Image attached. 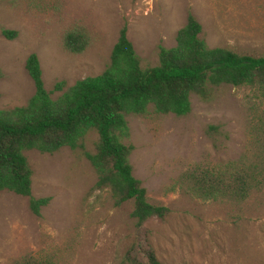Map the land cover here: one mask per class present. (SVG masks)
<instances>
[{"label":"rangeland","instance_id":"obj_1","mask_svg":"<svg viewBox=\"0 0 264 264\" xmlns=\"http://www.w3.org/2000/svg\"><path fill=\"white\" fill-rule=\"evenodd\" d=\"M190 15L208 49L264 56V0H0V110L22 107L33 94L24 71L35 55L43 89L51 100L84 78L99 75L123 26L139 67L157 65L158 49L174 46ZM81 28L89 38L80 55L67 53L63 35ZM63 83L60 92L53 86ZM207 100L189 97L186 116L128 115L132 177L147 202L168 210L142 225L160 264H264V190L242 202L195 196L187 175L236 161L264 135V98L247 86L208 89ZM96 134L88 131L75 149L53 154L24 152L31 197L49 198L38 218L27 200L0 193V264L24 257L49 264H134L131 202L114 207L106 191L93 189ZM130 257V255H129Z\"/></svg>","mask_w":264,"mask_h":264},{"label":"trees","instance_id":"obj_2","mask_svg":"<svg viewBox=\"0 0 264 264\" xmlns=\"http://www.w3.org/2000/svg\"><path fill=\"white\" fill-rule=\"evenodd\" d=\"M200 26L190 15L176 31L174 46L158 49L157 65L140 68L123 26L109 53L108 64L97 76L75 82L51 100L43 89L35 55L24 62L33 94L22 107L0 110V193L8 192L27 200L29 213L38 218L49 198L31 197L30 170L24 152L53 154L62 148L73 150L88 132L96 134L92 154L84 157L93 170V189L106 191L114 207L131 202L129 214L135 228L130 257L134 264H160L142 233L152 219L163 221L168 210L147 202L145 191L132 177L128 163L131 146L121 141L128 135L125 117L155 114L186 116L189 97L208 98L211 87L247 86L264 98V56L237 55L224 49H208L200 39ZM11 40L15 32L1 30ZM89 43L81 28L67 31L63 49L80 55ZM63 83L53 86L60 92ZM264 132V130H263ZM251 144L236 161L216 168L196 167L188 175L191 192L204 200L242 202L264 190V135ZM14 264H49L24 257Z\"/></svg>","mask_w":264,"mask_h":264}]
</instances>
